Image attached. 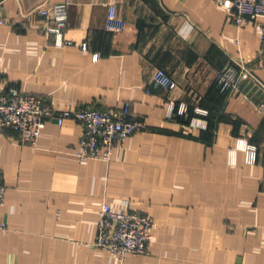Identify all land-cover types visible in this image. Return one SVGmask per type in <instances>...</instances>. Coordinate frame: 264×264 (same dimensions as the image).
<instances>
[{"label": "crops", "instance_id": "obj_1", "mask_svg": "<svg viewBox=\"0 0 264 264\" xmlns=\"http://www.w3.org/2000/svg\"><path fill=\"white\" fill-rule=\"evenodd\" d=\"M63 1L0 0V20L11 22L0 23V82L50 98L60 111L130 102L147 130L109 161L77 158L81 127L73 120L48 121L37 147L0 131V264H119L93 245L102 202L155 221L148 252L123 264H264L257 23L238 28L216 0H69L64 36L73 45L57 47L34 11ZM110 6L123 28H108ZM231 61L253 77L221 94L215 78ZM158 69L172 78L169 89L154 83ZM193 119L207 126L191 127ZM244 143L257 147L256 162Z\"/></svg>", "mask_w": 264, "mask_h": 264}, {"label": "built area", "instance_id": "obj_2", "mask_svg": "<svg viewBox=\"0 0 264 264\" xmlns=\"http://www.w3.org/2000/svg\"><path fill=\"white\" fill-rule=\"evenodd\" d=\"M217 4L229 12V18L238 27L244 28L251 22L258 25L262 43L261 56L264 55V0H216ZM69 0L52 6H41L34 11L41 18L40 26L48 35L54 37V45L62 47L73 45L65 39V30L69 19ZM2 24H11L7 19ZM124 22L117 15L115 6H110L108 28L121 29ZM83 50L87 44H81ZM97 56L95 55V58ZM253 77L250 68L244 62L231 61L218 73L214 85L221 94L235 89L241 80ZM154 83L165 89L173 85L172 78L162 69L154 74ZM180 112H184L182 107ZM195 113L207 116L206 110L197 108ZM73 120L81 127L80 148L76 156L80 161H109L116 148L136 132L147 130V126L132 112L131 103L126 102L117 110L98 109L77 106L75 109L57 110L50 98L28 94L15 86L0 82V131L11 129L18 133L19 144L37 147L41 131L48 121L62 125ZM191 127L205 128L206 121L193 119ZM247 161L257 160L256 146L244 143L242 146ZM6 186L0 180V207L5 201ZM155 221L149 214L127 211H113L110 205L102 202L99 210L98 234L94 247L106 250L123 264L128 255H141L148 252L152 240ZM7 229L0 224V230Z\"/></svg>", "mask_w": 264, "mask_h": 264}, {"label": "trees", "instance_id": "obj_3", "mask_svg": "<svg viewBox=\"0 0 264 264\" xmlns=\"http://www.w3.org/2000/svg\"><path fill=\"white\" fill-rule=\"evenodd\" d=\"M214 87H215V85H214ZM216 88V87H215ZM217 89V88H216ZM218 90V89H217ZM219 91V90H218Z\"/></svg>", "mask_w": 264, "mask_h": 264}]
</instances>
